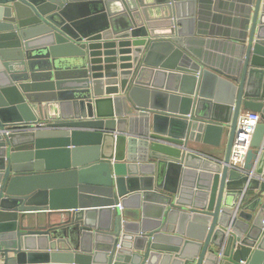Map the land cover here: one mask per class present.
Listing matches in <instances>:
<instances>
[{"label":"water","instance_id":"1","mask_svg":"<svg viewBox=\"0 0 264 264\" xmlns=\"http://www.w3.org/2000/svg\"><path fill=\"white\" fill-rule=\"evenodd\" d=\"M212 1L0 0V264H264V0L233 69L191 46Z\"/></svg>","mask_w":264,"mask_h":264},{"label":"crops","instance_id":"2","mask_svg":"<svg viewBox=\"0 0 264 264\" xmlns=\"http://www.w3.org/2000/svg\"><path fill=\"white\" fill-rule=\"evenodd\" d=\"M247 13L248 5L240 0L212 1L204 10L198 7L195 22H193L195 30L192 31L193 36L190 38L193 51L207 60L214 68L233 69L241 60L239 48L245 34ZM159 14V11H150L151 17ZM227 141L228 136L225 135L220 146H215L210 142L192 144L191 148L211 159L223 161L226 156ZM149 211L153 210L149 209ZM44 220V223L62 224L68 220V216L64 213H53Z\"/></svg>","mask_w":264,"mask_h":264},{"label":"built area","instance_id":"3","mask_svg":"<svg viewBox=\"0 0 264 264\" xmlns=\"http://www.w3.org/2000/svg\"><path fill=\"white\" fill-rule=\"evenodd\" d=\"M262 122V116L256 112H244L240 115L237 125V133L233 143L229 168L243 172L245 160L251 149V141L258 124ZM121 208V206H120Z\"/></svg>","mask_w":264,"mask_h":264}]
</instances>
